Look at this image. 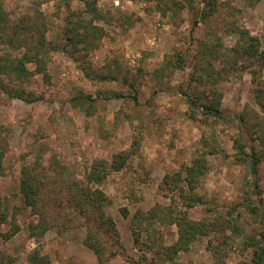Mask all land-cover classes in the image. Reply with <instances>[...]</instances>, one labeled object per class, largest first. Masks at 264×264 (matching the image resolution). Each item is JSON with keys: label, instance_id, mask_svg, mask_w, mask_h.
Here are the masks:
<instances>
[{"label": "rangeland", "instance_id": "374dc122", "mask_svg": "<svg viewBox=\"0 0 264 264\" xmlns=\"http://www.w3.org/2000/svg\"><path fill=\"white\" fill-rule=\"evenodd\" d=\"M0 3L12 24L24 22L30 28L24 34H43L52 47L49 82L36 74L24 87L37 102L0 90V140L8 150L0 190L10 222L19 227L10 239L11 226L0 228V264H30L36 250L49 258L47 264H84L90 256L98 261L84 244L97 226L102 228L103 264H128L127 256L140 264H172L159 263L140 246L127 250L123 243L126 233L134 243L132 221L138 211L155 206L171 208L175 215L187 211L191 220L210 229L189 252L179 254L178 262L255 264L257 249H246L245 242H264V109L257 97L264 86V66L257 59L238 58L233 50L242 31L260 39L264 49V0H217L209 17L204 0H184V8L166 13L146 0ZM73 13L92 21L87 35L98 38L91 50L81 41L71 46L65 38ZM179 57L186 61L184 70L178 67ZM198 73L202 79L190 87ZM209 83L214 85L210 89ZM188 94L198 102L196 111L190 109ZM82 95L97 101L92 115L81 99L74 101ZM217 102L226 119L204 109ZM240 136L246 149L256 152L255 176L240 151ZM125 152L130 157L116 171L113 166ZM100 160L109 172L100 187L107 197L104 212L115 221L118 236L106 233L97 211L90 207L84 216L77 207L78 200L84 201L77 185L88 182ZM195 164L201 170L191 174ZM157 169L163 178L154 175ZM25 170L35 189L39 186L36 210L21 193ZM184 193L202 200L186 209ZM37 224L50 228L33 235L31 225ZM170 227H156L166 246L177 241ZM149 229L158 241L156 229Z\"/></svg>", "mask_w": 264, "mask_h": 264}, {"label": "trees", "instance_id": "16d2710c", "mask_svg": "<svg viewBox=\"0 0 264 264\" xmlns=\"http://www.w3.org/2000/svg\"><path fill=\"white\" fill-rule=\"evenodd\" d=\"M130 1H139V0H130ZM148 2H155L156 9L161 13H166L170 9H181L186 6L184 0H146ZM210 11L205 15L209 17L212 15L214 11H216V2L217 0H204ZM191 3L192 0H187V4ZM68 25L66 26V30L64 32L65 38L68 40L71 46H77L78 43L84 44L86 50H91L93 45V40L98 38V35H87L92 28V21L88 22L81 18L76 13L71 14V16L67 19ZM24 26V22L21 24H12L9 13L5 10L4 5L0 3V49H2V54H0V90L5 92L8 96L15 99H20L26 103L32 104L38 101V98L35 96L33 92L28 91L25 87L26 84L31 82V79L36 75L40 74L45 77L47 82H49V74H48V55L51 52L52 47H50L49 43L45 35L35 36V35H26L25 32H29L30 28ZM27 29V30H26ZM82 30V33L80 30ZM96 29V28H95ZM97 30V29H96ZM98 31V30H97ZM240 40L236 48L233 50L238 58L243 60H247L248 62H252L254 59L262 62L264 66V49L262 41L256 37L250 36L249 33L242 31L240 33ZM78 37V38H76ZM83 37L85 39L80 40ZM81 41V42H80ZM5 49V51H3ZM20 54V55H19ZM178 67L181 70H184L186 66V61L184 57H179L178 59ZM34 64L36 69L34 71L28 68L29 65ZM195 75V74H194ZM191 77L189 80V85L192 87V83H197V80H201L203 75L202 73H198L195 76ZM209 82V81H208ZM14 84L15 86H10ZM203 83L199 87V91H201ZM207 84V83H206ZM211 83H209V89L213 87ZM186 93V91L184 92ZM187 94V93H186ZM189 95V94H188ZM257 97L259 99L260 106L264 109V86L258 90ZM118 98H123L124 96L118 95ZM190 97L189 106L192 111H196L198 108V102L195 99ZM81 99L83 103L81 106H87L89 115H92L93 110L95 109L96 100L93 96L90 95H82L80 98H75L74 101H78ZM136 99V97H135ZM220 103L217 102L212 106H205L208 111L216 116L217 118L226 119L219 108ZM241 137V136H240ZM238 145L240 151H242L244 160L250 163L251 173L255 176L257 175V165L258 159L255 150H247L246 142L241 137L238 141ZM247 150V151H246ZM7 149L5 147V143L3 140H0V179L4 176L5 173V157L7 154ZM130 157V152H125L120 154L119 159L116 162V165H112L116 171H121L125 167V162ZM201 167L198 164H195L190 172L197 173V170ZM25 178L22 180V188L21 193L24 196L25 202L28 207H31L33 210L37 209V196L39 195L38 188L35 189L34 179L31 175H28L26 170L24 171ZM109 176V172L107 169V165L105 161H96L93 164L92 172L87 178L88 182L84 184H78V188L82 193V198L84 201L77 202V207L80 208V213L85 216L88 208H92L97 213H99V219L102 222V226L107 228L106 233H114L118 236V230L116 227L115 221L108 217L104 212V205H106L107 197L100 189L101 185L107 180L106 178ZM190 183L193 184L194 180H189ZM92 185L96 186V189L93 190L91 188ZM183 203L186 209H190L196 205V202L201 201L200 197L190 198L186 196L184 193ZM197 200V201H196ZM196 201V202H195ZM253 207V206H252ZM171 208H163L159 206H155L147 212L138 211V213L134 216L132 221V233L134 237V245L136 248H145L148 251L152 252V259H157L159 263L170 262L172 264H193L190 263H180L177 261V257L181 252H189L191 245L195 243L200 237L208 236L210 233V229H208L204 224L198 223L194 220H191L188 217L187 211L180 213L179 215H175ZM98 219V220H99ZM45 222V220H44ZM94 223V222H93ZM146 223V225H145ZM169 224L171 226H176L178 229V239L175 244L171 246L164 245V235L163 232L158 228L159 225ZM5 225H10L11 229L7 233L6 239H10L14 235H16L19 231V227L15 222H10L8 213L4 207V200L0 190V228ZM234 225V224H233ZM137 226V228H136ZM156 229L159 234L158 241L155 236L150 233V227ZM232 227L235 233H237L236 226ZM101 226L96 227V232L91 230L90 234L85 239V246L91 249L99 263H105L106 259H104L103 246L100 242V233H102ZM134 227V229H133ZM50 226L46 224V226H42V224L31 225V230L33 235L37 234V230H41L40 234L44 235ZM138 230H136V229ZM146 234L145 239H143L142 234ZM140 246V247H139ZM246 249L248 248H256L257 254L255 256V264H264V242L257 238H250L245 242ZM121 252L124 254L123 246H119ZM116 253H113V257L116 256ZM144 261H147L146 257H143ZM154 261V260H153ZM30 264H47L49 262V258L46 256H41L39 252L36 250L33 252L32 256L28 261ZM128 264H140V260H134L131 257L127 256ZM156 262V261H154Z\"/></svg>", "mask_w": 264, "mask_h": 264}, {"label": "crops", "instance_id": "0c3cea01", "mask_svg": "<svg viewBox=\"0 0 264 264\" xmlns=\"http://www.w3.org/2000/svg\"><path fill=\"white\" fill-rule=\"evenodd\" d=\"M119 1H117L118 3ZM116 105V104H115ZM154 175H158L159 177L163 178L165 174L162 173V171H158V169L156 170V173ZM119 223V221H117ZM171 228V231H172V237L174 239V241H176L178 239V232H177V229L175 226H172L170 227ZM123 243H124V246L127 250H130L133 248V241H132V238L130 236L129 233H126L124 234V238H123ZM85 263L84 264H99L98 261L96 260V258H94L93 256H90L89 257V261H84Z\"/></svg>", "mask_w": 264, "mask_h": 264}]
</instances>
